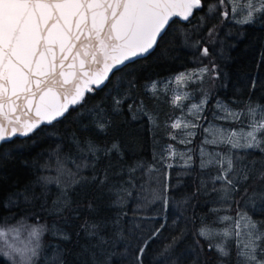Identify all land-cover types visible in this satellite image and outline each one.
<instances>
[{"label": "trees", "instance_id": "16d2710c", "mask_svg": "<svg viewBox=\"0 0 264 264\" xmlns=\"http://www.w3.org/2000/svg\"><path fill=\"white\" fill-rule=\"evenodd\" d=\"M215 4L218 0H203L202 9L189 21L173 18L168 34L150 54L112 75L102 90L87 93L86 103L66 119L0 143V226L5 218L9 224L26 219L28 224L44 225L38 264H48L57 249L63 264H136L138 246L165 222L161 236L149 242L144 264H154L157 252L180 233L184 235L176 255L182 264H237L234 242H229L228 257L215 250L219 242L215 232L223 227L219 217L246 212L264 225V151L203 144L205 136L213 138L203 131L210 124L239 130L238 124L215 119L217 102L236 110L246 109L249 103L264 106V17L242 25L237 22L239 11L228 19L209 12ZM205 47L208 56L202 55ZM212 65L218 78L205 76L203 82L189 85L191 99L184 102L199 103L207 93L203 127L196 129L191 144L170 140L168 124L180 109L170 103L176 88L167 82L178 73ZM154 82L156 89H152ZM117 98L123 100L118 108ZM98 120L105 123L104 130ZM89 143L99 150L96 155L87 151ZM114 143L118 150L110 151ZM170 143L178 155L162 162L161 154L167 156ZM202 145L213 156L220 152L233 157L238 166L234 189L217 181L213 190L212 178L219 166L200 167ZM188 149L192 167L185 168L179 153ZM56 152L68 158L69 168L82 165L79 184L65 190L40 179L56 175ZM165 163L174 166L169 169ZM162 184L169 186L166 192ZM155 194L167 197L166 210L161 199H152ZM202 227L208 238L198 235ZM0 264L8 262L0 257Z\"/></svg>", "mask_w": 264, "mask_h": 264}, {"label": "snow or ice", "instance_id": "6c2138e0", "mask_svg": "<svg viewBox=\"0 0 264 264\" xmlns=\"http://www.w3.org/2000/svg\"><path fill=\"white\" fill-rule=\"evenodd\" d=\"M229 5H233L230 11ZM202 7L203 0H0V142L30 136L42 125L54 126L62 118L66 119L72 110L86 103L87 93L102 90L112 75L150 54L168 34L170 22L175 23L173 18L189 21ZM221 8L224 10L220 11ZM238 11V23H254L258 16L264 17V0H218V4L209 6V12H219L224 19L230 15L235 18ZM202 55H209L207 47L203 48ZM205 76L218 78L216 66L181 72L167 82L176 85L170 103L180 109V115L168 124L172 130L168 133L170 140L191 144L192 138L198 135L196 129L203 127L200 121L207 119L204 115L207 93L199 103L186 105L184 102L191 99L188 86L203 82ZM256 84L253 79L251 87L255 89ZM156 88L154 82L152 89ZM122 103L120 98L115 100L117 108ZM132 107L130 104L129 108ZM214 116L217 120L238 124L239 130L210 124L203 127V131L209 133L210 128L216 129L218 135L212 134V139L205 136L203 144L264 151V106L249 103L246 109L236 110L217 102ZM98 127L105 129L103 120H98ZM111 150H118V145L114 143ZM87 151L96 155L99 150L89 143ZM165 151L167 156L161 154L162 162L174 160L178 155L171 143ZM190 152L188 149L179 153L185 168L192 167ZM53 155L56 175L40 179L45 184L56 183L65 190L79 184L82 165L74 162L73 170L67 165V157L59 152ZM200 156L202 169L219 166L218 174L212 178L213 190L217 181L229 186V190L236 187L233 176L238 166L232 156L220 152L213 156L203 145ZM164 166L171 169L174 165L165 163ZM168 187L162 184L165 192ZM152 199H161L167 209L166 196L155 194ZM218 222L223 227L215 232L219 240L215 250L221 257L230 255L229 242H234L237 264H264V225L239 211L235 217H219ZM166 227L165 222L150 231L136 250V264H144L149 242L161 236ZM45 231V226L39 223L28 224L26 219H21L9 224L5 218L0 226V257L8 264H38L44 250ZM183 235L173 236L171 242L157 252L154 264H182L176 249ZM198 235L208 238L203 227ZM208 248L212 250L213 244L209 243ZM48 264H63L59 249Z\"/></svg>", "mask_w": 264, "mask_h": 264}, {"label": "rangeland", "instance_id": "374dc122", "mask_svg": "<svg viewBox=\"0 0 264 264\" xmlns=\"http://www.w3.org/2000/svg\"><path fill=\"white\" fill-rule=\"evenodd\" d=\"M174 86H175V88H176V85H174ZM216 133H218V132L216 131V129H212V128H210V131H209V135H210V137H213L212 134H216Z\"/></svg>", "mask_w": 264, "mask_h": 264}, {"label": "water", "instance_id": "95a60500", "mask_svg": "<svg viewBox=\"0 0 264 264\" xmlns=\"http://www.w3.org/2000/svg\"><path fill=\"white\" fill-rule=\"evenodd\" d=\"M177 19H179L178 17H176ZM181 21V20H180ZM182 22H185V21H182ZM16 137H24V136H16ZM14 138V137H13ZM0 143H2V142H0Z\"/></svg>", "mask_w": 264, "mask_h": 264}]
</instances>
